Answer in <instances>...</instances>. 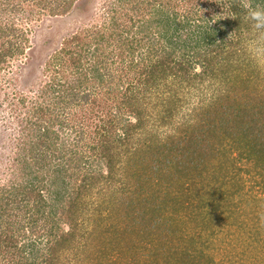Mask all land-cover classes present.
I'll list each match as a JSON object with an SVG mask.
<instances>
[{"label": "trees", "instance_id": "trees-1", "mask_svg": "<svg viewBox=\"0 0 264 264\" xmlns=\"http://www.w3.org/2000/svg\"><path fill=\"white\" fill-rule=\"evenodd\" d=\"M81 1L0 0V72L28 42L16 12L66 16ZM245 3L264 0H104L103 26L62 41L52 83L17 101L32 106L36 140L1 175L0 264H67L63 251L88 250L84 237L105 246L125 219L139 239L109 263H215L219 217L264 195V30ZM124 156L133 182L108 200Z\"/></svg>", "mask_w": 264, "mask_h": 264}, {"label": "rangeland", "instance_id": "rangeland-1", "mask_svg": "<svg viewBox=\"0 0 264 264\" xmlns=\"http://www.w3.org/2000/svg\"><path fill=\"white\" fill-rule=\"evenodd\" d=\"M103 1L83 0L77 4L72 13L66 16H40V18L33 19L29 9L16 12L18 15L16 16L15 23L24 32L26 31L25 34L28 36V42L26 45L24 43V55L10 59L8 66L0 72V179L4 172L7 173V176L10 175V169L13 168V159L18 146H22L28 140H36L34 138V135H36L35 130L31 127L35 120L32 116V106L27 101L25 103H18L19 97L23 96L35 100L37 96L35 90L37 87L40 88L39 84L42 81L52 83V76L54 75L52 71H57L56 69H59V65L55 61L49 67L47 64L49 60L58 55L57 53L64 39H69L77 33L78 29L83 30L82 28L86 29L93 25H96L97 28L103 26L105 19V14L103 9H101ZM94 46L93 44L90 49H94ZM108 49L109 47L105 51H108ZM61 57L62 55H60ZM69 79H73V77L70 76ZM154 99L153 97V102H155ZM72 109L73 106H68L53 119H56V117L61 119L65 113H70L69 116L71 118ZM31 132L34 135H31ZM119 159L117 166V168H120L117 175L118 178H116V181L111 186L114 189H107L105 192V197L108 200L113 196L112 194H115V197H112L113 199L120 196L119 192L123 190L124 184L133 182L130 176L127 157L124 156V158L120 157ZM74 171L72 169L69 170L71 174ZM4 179H7V177H4ZM257 195V197L254 195V200H251L248 205H242L244 206V214L246 213V215L237 214V216L235 214L233 216L232 214L227 217L228 213L226 212H224L223 216L220 215L221 217L219 218L222 221L221 227L215 226L214 230L216 233L212 238L213 245L215 246V250H213L214 264H264V220H262V217H264V195L261 194L260 196L259 193ZM171 215L176 219L179 217L175 213V210L171 211ZM236 219L241 221L242 226L244 225L243 228H239L235 224ZM91 222L92 220L87 221V223L85 222V227H88L87 233L92 235L91 224L93 223ZM126 224L127 219L124 220L123 225L118 229L119 231L112 235L113 238L106 236L109 240L108 245L106 242L108 240L105 236H103V242L106 244L102 247L99 244L102 241L99 239L100 237H97L94 242L90 239L86 240L84 237L83 243L86 242L87 246H89L88 250L80 248L77 251L71 252L65 250L63 251L62 258H71L67 264H113L109 263L110 260H106V258L111 257L114 250H123V246L126 247V251L124 250L123 252L125 257H130L132 249L127 251V248L132 242L138 241V232L136 233L138 229L126 230ZM186 224L190 226L189 222ZM62 228L67 230L68 226L62 225ZM80 229L81 232L85 230L83 228ZM168 237V245L172 247L179 245L180 241L173 237L172 234L168 235ZM101 249L102 251L105 250L107 254H102ZM179 251V253L182 252L181 250ZM82 256L88 257L82 260ZM77 257L79 258L75 261L74 259ZM164 257L159 256V258H156L159 264H183L177 258L167 259ZM115 258L117 263H123L118 255L117 257L114 256ZM145 258L149 259L147 255ZM179 258L182 259L183 254H180Z\"/></svg>", "mask_w": 264, "mask_h": 264}, {"label": "clouds", "instance_id": "clouds-1", "mask_svg": "<svg viewBox=\"0 0 264 264\" xmlns=\"http://www.w3.org/2000/svg\"><path fill=\"white\" fill-rule=\"evenodd\" d=\"M244 7L250 8L248 3H245ZM246 18L255 22L253 24L254 29L264 30V5H257L255 8H250ZM262 220H264V217H262Z\"/></svg>", "mask_w": 264, "mask_h": 264}]
</instances>
